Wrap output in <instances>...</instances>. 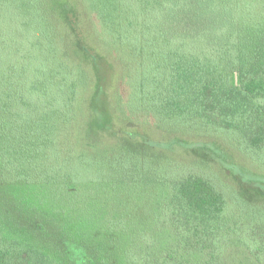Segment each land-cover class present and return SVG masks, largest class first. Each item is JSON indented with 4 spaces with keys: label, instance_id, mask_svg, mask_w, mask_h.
I'll return each mask as SVG.
<instances>
[{
    "label": "trees",
    "instance_id": "trees-1",
    "mask_svg": "<svg viewBox=\"0 0 264 264\" xmlns=\"http://www.w3.org/2000/svg\"><path fill=\"white\" fill-rule=\"evenodd\" d=\"M194 1L0 0V264H264V21L210 36ZM74 132L119 179L166 167L149 219L57 179Z\"/></svg>",
    "mask_w": 264,
    "mask_h": 264
},
{
    "label": "rangeland",
    "instance_id": "rangeland-1",
    "mask_svg": "<svg viewBox=\"0 0 264 264\" xmlns=\"http://www.w3.org/2000/svg\"><path fill=\"white\" fill-rule=\"evenodd\" d=\"M236 2L235 7H221V0H195L194 8L197 13L202 14V22L206 24L203 28L204 34L215 36L218 35L225 24L227 22H231L234 24H243L245 26H253L257 21H264V0H232ZM230 2V1H229ZM231 4V3H230ZM234 8V10H233ZM122 68H124L122 66ZM125 70V69H124ZM106 72V71H105ZM128 94V86H118L117 95L121 96L122 102L126 101ZM117 95H115L117 97ZM83 109L85 107L81 104L75 103L73 104V109L69 108L66 111L69 117L73 120H77L78 123H82L83 118ZM134 121H141L144 114L141 112L133 111ZM75 117V118H74ZM84 119V118H83ZM152 120H149L150 131L154 132L152 127ZM138 127L141 129V125L138 124ZM130 134H132L130 132ZM70 151L63 150L61 140L58 146V149L55 151V156L57 155L58 162L65 164V167L62 169V172L57 176L58 180H61L63 176H68V179L71 181L81 183L85 185V188L81 191V197L88 199L92 202L94 207L95 203L102 202H111L114 205H118L120 209L124 211L126 208L128 212L137 219L140 223L144 220L149 219V215L151 212V202L154 197L157 195L156 188L154 186L155 180L158 177V170H164L166 167L158 166L156 157L152 162H149L145 167L136 172L134 177H125L118 178L113 171H120L115 167H110L109 165L98 167L93 162V155H98V153H104V147L101 146V149H97L96 151L87 150L85 144L87 143V138L84 133H71L70 137ZM221 146H224L223 143H220ZM61 148V149H60ZM146 148V147H145ZM189 150V149H188ZM199 152V155H205V148L196 149ZM193 154L195 151H186ZM111 154L110 152L107 154ZM210 151L208 156H216ZM80 155H88L89 163H80L78 158ZM223 156V155H222ZM176 161L173 157L168 156L165 165H169V163H173ZM167 163V164H166ZM164 165V166H165ZM233 171L236 172L237 166H233ZM59 177V178H58ZM40 178L37 179V182L34 183L35 192L38 194L41 202H46L48 200L55 201L60 203L63 198L61 197L59 192H56L54 189L50 192H46L44 187L40 185ZM63 202L65 200L63 199ZM88 214V215H87ZM85 219H88L91 224L95 223V219L102 223L99 225L103 228L107 222L106 218L109 216L107 212L101 209L100 213L93 214L91 210H89L86 215L83 216ZM93 225V224H92ZM124 225L123 221L115 222L116 228H122ZM149 232V230H148ZM229 260L232 258H236L239 256V252L232 248L229 253Z\"/></svg>",
    "mask_w": 264,
    "mask_h": 264
}]
</instances>
